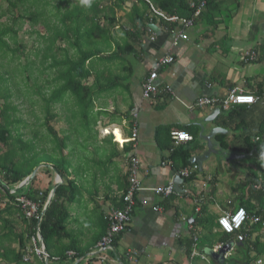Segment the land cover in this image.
<instances>
[{
    "label": "crops",
    "instance_id": "obj_1",
    "mask_svg": "<svg viewBox=\"0 0 264 264\" xmlns=\"http://www.w3.org/2000/svg\"><path fill=\"white\" fill-rule=\"evenodd\" d=\"M136 1L127 0L123 9L117 11V20L110 22L111 59L96 58L94 62L96 71L105 74L102 83L108 89L96 96L88 121L80 115L76 125L68 119L67 129L57 131L62 138L68 137L64 154L71 178L81 189L78 199L68 203L69 229L82 235L83 246L93 241L94 232H101L98 218L106 220L113 210L123 206L131 157L135 155L140 160L139 179L143 186L174 184L179 171L187 167L164 163L171 160V150L162 148L157 141L160 127H173L172 132L183 131L192 138L194 135L193 140L176 145L192 148L188 167L197 164L191 162L193 156L208 150L205 137L214 128L223 130L211 135L212 153L202 166L197 164L198 169L190 177L181 176L174 194L138 192L131 224L117 236L113 248L100 249L98 241L91 252L74 264L240 263L244 258L235 250L244 247L236 236L228 242L233 250L226 261L214 257L212 252L225 239L218 225L221 214L235 211L245 202L254 207L258 216V116L263 115L264 106L258 109L257 101L216 112L219 107H199L196 102L201 96L224 97L235 88L258 97V83L264 79V74L258 75V24L264 25L258 19V5L264 6V0L216 3L185 29V38L177 40L171 29L178 31L180 25L170 27L156 12L141 26L142 21L130 14ZM147 1L156 11L152 2ZM244 2L250 4L252 13L241 18ZM248 51H256V59L247 61ZM166 54L173 55L175 61L160 68L157 82L170 90L156 99H144L142 84L154 63ZM134 129H137L135 147V142L128 141ZM249 135L251 143L257 144L254 153L248 154L252 148L248 149ZM123 140L126 141L122 144ZM52 142L54 146L46 151L51 162L60 158L58 147ZM261 155L264 156V151ZM47 165L50 164L42 162L36 175L43 168L53 177L45 170ZM54 173L55 179L49 180L53 186L58 177L56 170ZM256 236L258 231L251 237ZM191 239L194 247L189 255L184 244ZM130 251L136 254L135 260L130 259ZM232 256L234 260H230ZM257 260L264 262L263 258ZM46 264L61 263L53 259Z\"/></svg>",
    "mask_w": 264,
    "mask_h": 264
},
{
    "label": "trees",
    "instance_id": "obj_2",
    "mask_svg": "<svg viewBox=\"0 0 264 264\" xmlns=\"http://www.w3.org/2000/svg\"><path fill=\"white\" fill-rule=\"evenodd\" d=\"M46 1L48 2V0H9V5L15 8L17 4L24 6L28 2L21 13L12 17L14 24L19 19L29 20L32 25L43 24L49 32V35L39 33L42 38L48 40L43 60L50 57L52 60L51 67L58 68L55 81L59 83L50 94L43 96L45 116L41 126L46 128L52 140L55 141L60 152V158L53 162L47 156L42 159L41 153L46 151L42 148L38 149L33 139H23L20 132L13 133L15 127H17L16 124L21 121L14 117L13 113H15L16 106L8 102V86L3 92L1 91V84L7 78L0 69V99H5L4 107L0 106V143L7 147L6 151L0 153V177L9 186L6 190L0 185V194L7 198L5 206L0 209V264H46L44 260L39 259L37 256L31 261L23 259L24 253L29 247H32V237L36 235L38 229L43 236L46 251L49 254L48 263L56 259L61 264H74L77 259L83 258L91 252L103 236L108 225V218L106 220L104 217L98 218L100 223L97 227L101 229V232L99 234H97V231L94 232L92 235L93 241L87 246H83L81 243L80 236L82 235L69 229L70 211L68 203L78 199L81 189L78 182L71 178L70 164L64 154V145H66L68 137L62 138V136H59L53 126L52 122L57 116L52 111V107L54 104L62 103L64 95L71 92L75 97L77 106V110L72 112L73 117L76 118L81 115L83 120L88 121L90 108H92L96 96L108 89V85L102 83L105 74L100 70L96 71L94 62L96 58L111 59L112 56H110L109 50L113 38L110 31V22L112 19L117 20V11L123 9V5L127 0H92L91 6L83 5L81 0H57L56 3L51 5V9L46 8ZM150 1L155 9L167 16L191 19L202 0ZM225 1L206 0V5L201 14L194 18V22L203 17L209 10L211 11L214 4ZM136 2L132 6L130 14L136 15L135 18L142 21L141 26H145L144 20L148 19L151 14L154 15L155 11L147 0H137ZM192 3H195L194 6H192ZM164 21L173 28L180 25V22L176 20ZM9 34L14 37L17 35V31L13 26L5 25L0 29V48L3 47L4 49L3 51L0 50V59L6 57L5 50H11L5 40V36ZM58 41H66L69 45L75 46V54L71 55L68 49L59 46L56 48L57 51L53 50ZM256 48L258 49V62H264V25L261 24H258V44ZM11 51L15 53V50ZM90 79H92L91 83H89ZM258 98L259 109L264 106V79L258 83ZM172 129L173 127H160L156 133L157 141L162 148L171 150L169 158L174 164L188 167L191 165L192 148L183 145L175 146ZM38 137V133L34 132V138L37 139ZM251 138L250 135L246 137L247 144H249L248 149L252 147L249 149L248 154L250 151L254 153L253 148L257 144L256 141L251 143ZM163 139H166L165 144H163ZM222 145H224V148L228 146L225 142ZM263 151L264 111L263 115L258 116V216L260 220L249 229L248 226L241 229L240 232L246 234L244 240L239 241L242 242L244 248L237 247L236 252H234H241L244 260L235 264H249L256 262L259 258L264 259V156L261 155ZM42 162L50 164L45 169L49 173H54V170H57L63 177V183L56 188L54 197L40 224H38L40 213L48 200L53 182L47 188H41L36 185L35 176L24 187L14 192L12 190L23 182ZM21 197L37 205L35 215L31 217L26 215L23 202L18 200ZM240 206L244 207L250 215L251 213L255 215L252 205L242 202L238 207ZM17 217L22 218L25 224L23 229L17 226ZM256 231H258V236L252 238V234ZM237 234V232H223L225 239L222 243H228L233 236L237 238ZM184 245L187 246V252L191 255L194 240L191 239ZM69 251H73L74 254L70 255ZM227 259L224 258L225 261ZM234 259L233 256L230 258V260Z\"/></svg>",
    "mask_w": 264,
    "mask_h": 264
},
{
    "label": "rangeland",
    "instance_id": "obj_3",
    "mask_svg": "<svg viewBox=\"0 0 264 264\" xmlns=\"http://www.w3.org/2000/svg\"><path fill=\"white\" fill-rule=\"evenodd\" d=\"M56 1L57 0L46 1V8L51 9V5L56 3ZM27 5L28 2L24 6L17 4V7L13 8L9 5V0H0V29L6 25L13 26L17 31L15 37L11 34L5 36V40L8 42L10 49L15 50V53H12L11 50H5L6 57L0 59V69L3 71L5 78H7V80L1 84V91L3 92L6 86H8V102L16 106L15 113L13 114L15 118L21 121L16 124L17 127H15L13 133L17 134L20 132L23 135V139H33L38 149L42 148L44 151L48 152L54 146V142H52V137L48 134L46 128L41 126L45 116L43 96L50 94L59 83L55 81L58 75V68L51 67L52 60L50 57L43 60L48 40L42 38L40 34L49 35L44 25H32L29 20L23 19H19L14 24L12 17L21 13ZM63 9L64 7L62 10ZM250 11L252 13L250 4L244 2L239 16L241 18L246 17V15H249ZM258 19L264 21V6L261 5V3L258 5ZM57 46L68 49L71 55L75 54V46L72 44L69 45L66 41H58L53 50L57 51ZM0 50L3 51V47L0 48ZM263 74L264 62L261 61L258 62V75ZM63 98L64 101L62 103L54 104L52 107V111L57 116L52 124L59 132L67 129L68 119L73 120L74 126L79 117L77 116L74 118L72 115V112L77 110L76 100L73 94L68 92ZM4 104L5 99L1 98L0 106L3 108ZM34 132L38 133L39 137L37 139L34 138ZM6 150L7 147L0 143V153ZM47 152L41 153L42 159L48 156ZM39 171L36 175V185L41 188H47L49 180L52 178V180H54L56 175L52 173L53 177H51L44 172L43 168ZM6 201L7 198H4L3 195L0 194V209L5 206ZM24 225L22 218L17 217V226L23 229Z\"/></svg>",
    "mask_w": 264,
    "mask_h": 264
},
{
    "label": "built area",
    "instance_id": "obj_4",
    "mask_svg": "<svg viewBox=\"0 0 264 264\" xmlns=\"http://www.w3.org/2000/svg\"><path fill=\"white\" fill-rule=\"evenodd\" d=\"M217 1H223V0H217ZM195 3H192V6H194ZM206 5V0L200 1L198 4L194 15L191 19L187 18H179L177 16H167L163 12L156 10L155 12L160 15L162 18H164L167 21H179L180 22V28L178 31H175L171 29V31L175 35V39L178 38H185V29L189 26H191L194 23V18L198 17L201 14L202 9ZM257 54L254 51H248L246 52V59L247 61H252L256 59ZM175 61V58L171 54H166L164 56H161L158 58V60L154 63L148 77L144 80L142 84V96L144 99L153 100L156 99V97L162 93V92H168L170 90V87H161L157 80L159 77V70L163 66H168L172 64ZM259 100L257 96H255L252 93L244 92L240 89H232L230 90L224 97H216V96H201L198 98L196 102V106L199 107H205L207 105L212 107H219L222 110H228L233 106L236 105H251L256 103ZM175 146L179 144L180 141L183 140H190L192 137L183 131H173L172 132ZM137 140V129L133 130L131 138L128 139V141L135 142ZM121 142L122 144L124 143ZM136 142L134 143L135 147ZM164 163L172 164V160H168ZM198 169V165L194 164L191 167L183 168L179 171V174L183 177H190L192 175V172L194 170ZM139 170H140V160L135 155L131 157V162L129 166V174H128V189L126 193L122 196V202L123 206L113 210L108 215V225L106 228L105 233L101 237V239L98 242L97 247L100 249H111L113 248L114 241L117 238L118 235L122 234L123 232L127 231L131 221H132V215L133 211L136 206V194L138 192H141L143 190H151L153 192H156L158 194H161L163 196H169L171 194L175 193L174 184L169 183L166 186H154V187H145L143 186L141 180L139 179ZM19 201L23 202L26 215L28 217H31L37 213V205L34 203H31L30 201L25 200L23 197L18 198ZM241 211L243 212V215H240ZM222 219L227 220L228 225L230 227V231L226 229L223 224L220 223ZM260 220L259 216L250 215L247 210L244 207H238L235 211H227L224 212V214H221L218 218V225L222 232L224 233H238L237 234V240L242 241L246 237V234L241 233V229L244 226H248L252 223H257ZM39 229L37 230V233L35 236L32 237V247H29L28 250L24 253L23 259L25 261H31L34 259L35 256H37L41 260H46L49 258V254L47 251L44 250L42 245L40 244V237H39ZM221 249L225 250V254L223 258H228L231 255V252L233 250V247L229 243H220L215 247V251H219ZM69 254H74L73 251H69ZM131 260L136 259V254H132L131 251L128 253ZM104 258H106L104 256ZM262 260H257L256 262H251L249 264H261Z\"/></svg>",
    "mask_w": 264,
    "mask_h": 264
},
{
    "label": "water",
    "instance_id": "obj_5",
    "mask_svg": "<svg viewBox=\"0 0 264 264\" xmlns=\"http://www.w3.org/2000/svg\"><path fill=\"white\" fill-rule=\"evenodd\" d=\"M220 111V108H216V112H219ZM223 129L222 128H214L211 133L209 135H207L205 138L208 140V150L206 152H204L203 154L201 155H197V156H193L191 158V162L192 163H197L199 166H202V163L203 161L212 153L213 151V143L211 141V135L217 133V132H220L222 131ZM37 170L38 168H36L23 182H21L14 190H12V192L14 191H17L19 190L20 188L24 187L25 185H27L33 178L34 176L36 175L37 173ZM56 174H57V180L49 194V197H48V200L42 210V212L40 213V216H39V219H38V224H40L43 216L45 215L53 197H54V194H55V190L56 188L61 184L63 183V177L62 175L56 170ZM182 180V177L181 175H177L174 179V187L175 189H178L179 188V181ZM0 185L4 188V189H8L9 186L7 185V183L0 177ZM39 237H40V242H41V245L42 247L44 248V250L46 251V247H45V243H44V239H43V236L42 234L39 232ZM213 256L216 257V258H220V259H224V254H225V250L224 249H221L219 251H214L212 252ZM48 262V259H46V263Z\"/></svg>",
    "mask_w": 264,
    "mask_h": 264
},
{
    "label": "clouds",
    "instance_id": "obj_6",
    "mask_svg": "<svg viewBox=\"0 0 264 264\" xmlns=\"http://www.w3.org/2000/svg\"><path fill=\"white\" fill-rule=\"evenodd\" d=\"M91 2H92V0H81V3H82L83 5H85V6H91ZM117 135H118V134H117ZM240 215H243V212H242V211H241ZM220 223L223 224V226H224L226 229H228L229 231L231 230L230 227H229V225H228L227 220L222 219V220L220 221Z\"/></svg>",
    "mask_w": 264,
    "mask_h": 264
}]
</instances>
